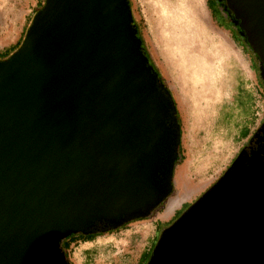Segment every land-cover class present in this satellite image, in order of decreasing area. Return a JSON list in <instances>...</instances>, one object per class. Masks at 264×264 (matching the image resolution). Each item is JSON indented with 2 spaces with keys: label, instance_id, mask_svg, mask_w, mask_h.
Segmentation results:
<instances>
[{
  "label": "water",
  "instance_id": "water-1",
  "mask_svg": "<svg viewBox=\"0 0 264 264\" xmlns=\"http://www.w3.org/2000/svg\"><path fill=\"white\" fill-rule=\"evenodd\" d=\"M227 5L257 22L243 26L263 53L252 1ZM156 79L127 0H45L0 61V264H70L60 242L80 226L145 219L169 195L147 142L163 126ZM240 158L161 234L148 264H264V176L240 171Z\"/></svg>",
  "mask_w": 264,
  "mask_h": 264
},
{
  "label": "rangeland",
  "instance_id": "rangeland-1",
  "mask_svg": "<svg viewBox=\"0 0 264 264\" xmlns=\"http://www.w3.org/2000/svg\"><path fill=\"white\" fill-rule=\"evenodd\" d=\"M128 1L143 51L147 50L171 92L180 123L182 160L174 167L169 195L147 218L128 221L93 241L70 245L66 251L70 264H142V256L151 255L161 234L225 171L246 140L244 130L246 135L252 133L264 111L250 53L221 23L215 0L214 4L207 0ZM43 4L44 0H0V60L20 47ZM194 58L202 60V90L190 74L189 62ZM183 167L187 180L199 184L198 189L180 200L183 206L173 217L159 223L156 217L163 218L167 201L177 196L176 172Z\"/></svg>",
  "mask_w": 264,
  "mask_h": 264
},
{
  "label": "flooded vegetation",
  "instance_id": "flooded-vegetation-1",
  "mask_svg": "<svg viewBox=\"0 0 264 264\" xmlns=\"http://www.w3.org/2000/svg\"><path fill=\"white\" fill-rule=\"evenodd\" d=\"M251 1H252V14H254L255 20L256 21L258 19L260 20V17L264 19V5L260 4V2H264V0H251ZM215 3L216 4H214V10L217 11V15L221 23H223V25L227 26L231 30L232 34L234 35V37L237 38L238 42L242 43V45L250 53L251 60L256 68L258 82L262 88V92L264 96V52L260 53L258 48H253L250 45L248 35L243 26V22L246 17H248V19L250 18V21L247 22V24L251 26L255 25L257 22L252 21L251 16L249 14L244 15L240 13L237 7L235 8V10L238 13L237 15H235L234 11L228 7L227 0H215ZM155 86L158 92L162 94L163 97L165 98V101L161 103V108L164 111L162 115V120L161 118H158L155 121L156 125L162 122L163 126L162 127L156 126L157 134L159 133V130H162L160 135L159 134L157 135L156 133L153 135L147 134V142L149 141V146H150L149 150L152 153L153 158L155 159V163L157 164V171L154 177V183L156 185H163L165 180L168 179L172 186L171 178H172L173 170L177 164L181 151L180 130H179L180 123H178L177 118L174 115L173 106L166 93L161 88H159L157 82H155ZM245 138H246L245 142L239 148L236 155L231 160L230 164L210 187H213L224 176V174L227 171L232 170V164L240 153H241V158H240L241 165L238 168L240 171L247 170L251 165L261 170L264 176V111L256 128L253 130L252 133L248 134ZM124 224L126 223H123L122 225ZM116 228H113L111 223L104 221L103 219L96 218L90 220L88 223L83 224L77 229L76 233H71V234H78L82 237H87L95 233H106L109 230ZM152 255L153 252H151V255H148L149 257L148 259H150ZM145 258H146L145 255H143L141 263H144L143 260ZM148 261L149 260H147V262L145 263L148 264Z\"/></svg>",
  "mask_w": 264,
  "mask_h": 264
},
{
  "label": "crops",
  "instance_id": "crops-1",
  "mask_svg": "<svg viewBox=\"0 0 264 264\" xmlns=\"http://www.w3.org/2000/svg\"><path fill=\"white\" fill-rule=\"evenodd\" d=\"M189 69L191 70L190 74L193 79L194 85H201V90H202V60H197L196 58L191 60L189 62ZM186 176L187 175L184 167L177 170L176 172V186L178 188L177 196L170 198L171 200L169 199L167 201L166 207L162 212L163 218L159 216L156 217L155 220L158 221L159 223L170 219V217L174 215L175 212L181 208V206H183V204L181 203L186 199L190 198L194 194V191L198 189L199 184L193 185L191 182L187 180ZM181 187H183V190H181ZM178 205H180L179 208H176Z\"/></svg>",
  "mask_w": 264,
  "mask_h": 264
},
{
  "label": "trees",
  "instance_id": "trees-1",
  "mask_svg": "<svg viewBox=\"0 0 264 264\" xmlns=\"http://www.w3.org/2000/svg\"><path fill=\"white\" fill-rule=\"evenodd\" d=\"M213 0H207V3L208 4H214L213 2H212ZM127 3H128V5H129V7H130V4H129V1L127 0ZM44 4H45V0H44ZM44 4L39 8V10L37 11V12H39L41 9H42V7L44 6ZM209 8H211V7H209ZM131 10V9H130ZM211 11H213V10H211ZM132 26H133V30H134V32H135V38L136 39H138L139 41H140V49H141V51H142V53L144 54V56L146 57V59H147V66L148 67H150L151 69H152V71L155 73V75H156V80H157V83H158V86H159V88H161L165 93H166V95L168 96V98H169V100H170V102H171V104H172V106H173V110H174V115L176 116V109H175V104H174V101H173V99H172V96H171V92L167 89V88H165V86H164V82H163V79L161 78V76L157 73V69L155 68V66L153 65V63H152V61H151V58H150V56H149V54H148V52H147V50H146V48H145V46H144V49L146 50V53H144V51H143V48H142V45H144L143 44V41H142V39L140 38V36H139V32H138V29H137V27H136V24L134 23V21H133V18H132ZM22 44V43H21ZM9 56H7V57H4L5 59H7ZM5 59H3V60H5ZM178 121V120H177ZM178 123H179V121H178ZM246 130H244V132H243V135H245V137L247 136L246 135ZM179 160L178 161H180L181 162V156H179ZM154 211V210H153ZM129 222H126V224H128ZM104 233H95V234H91L90 236H87V237H82V236H80V235H78V234H70V235H68V236H66L64 239H66V242H64L63 240L64 239H62L61 240V242H60V246H61V249H62V252L64 253V255H65V257H66V260L69 262V260H68V257H67V255H66V251H68L69 250V248H70V245H72V244H75L76 242H78V241H80V242H90V241H93L96 237H98V236H101V235H103ZM71 235H73V236H71ZM68 237H70L69 239H67ZM62 243V244H61ZM66 246V248L65 249H63L64 248V245ZM145 255V257H146V255L148 256V254H144ZM145 261V259L143 260V262ZM142 262V261H141ZM145 263V262H144ZM144 263H142V264H144ZM146 264V263H145Z\"/></svg>",
  "mask_w": 264,
  "mask_h": 264
},
{
  "label": "bare ground",
  "instance_id": "bare-ground-1",
  "mask_svg": "<svg viewBox=\"0 0 264 264\" xmlns=\"http://www.w3.org/2000/svg\"><path fill=\"white\" fill-rule=\"evenodd\" d=\"M262 50H264V46H262ZM161 132H162V130H159V135L161 134ZM157 134V133H156ZM157 134V135H158ZM156 164V163H155ZM237 166H238V168H239V166L241 165V160L239 161V162H237V164H236Z\"/></svg>",
  "mask_w": 264,
  "mask_h": 264
}]
</instances>
